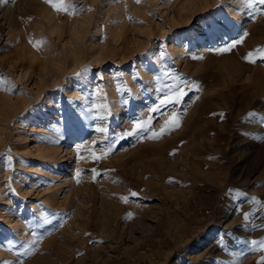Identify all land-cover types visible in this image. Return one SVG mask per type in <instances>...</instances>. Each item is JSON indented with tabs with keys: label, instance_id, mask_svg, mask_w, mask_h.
Here are the masks:
<instances>
[{
	"label": "rangeland",
	"instance_id": "obj_1",
	"mask_svg": "<svg viewBox=\"0 0 264 264\" xmlns=\"http://www.w3.org/2000/svg\"><path fill=\"white\" fill-rule=\"evenodd\" d=\"M65 2L0 0V264H259L264 4Z\"/></svg>",
	"mask_w": 264,
	"mask_h": 264
},
{
	"label": "snow or ice",
	"instance_id": "obj_2",
	"mask_svg": "<svg viewBox=\"0 0 264 264\" xmlns=\"http://www.w3.org/2000/svg\"><path fill=\"white\" fill-rule=\"evenodd\" d=\"M47 3H49L57 12H69L72 11L74 14V10L76 8L75 4L66 3L65 0H46ZM137 3H140V0H136ZM261 4H264V0H259ZM247 3V0H246ZM90 10V9H89ZM129 20L133 19L131 16L128 17ZM244 35H247L245 33ZM33 44L34 47L39 48L44 41H29ZM242 42L241 40L235 41L233 44L229 45L228 48L222 49V51H229L232 47L235 46V44ZM259 53V58L264 59V49L257 50ZM245 59L250 60V62L255 63V59H253V53L250 52ZM79 75V73H77ZM179 79V78H177ZM187 95V92L181 88L180 86H175L173 89H170L167 94H165L159 101V104L152 108L151 111L153 113L159 111L161 108L171 105L174 109L175 106L183 101V97ZM222 115V114H221ZM249 118L257 117L261 123H264V117H260L259 114L255 112H250L248 114ZM154 119V117H150L147 121H141L136 120L133 121V125L131 130H125L119 137V139H123L125 136H134L140 134V138L144 139H153L158 140L160 139L164 134L167 132H170L172 130H175L180 126V114L178 112L173 111L171 117L168 120H165L164 124L159 128L156 129L154 127H151V120ZM101 133L106 132V128H99L97 129ZM118 142V140L116 141ZM108 151H111V145H109L108 150L102 153L101 156H94L95 159H101L103 156L108 154ZM95 172V170H93ZM98 174V173H97ZM95 178V177H94ZM131 195L135 196L137 193L133 192ZM125 202H127V198L125 197ZM254 200L256 198H253ZM245 220H248L249 216L248 213H244ZM260 227L264 228V225H260ZM258 241L253 240L251 241L252 245H256ZM260 247L264 248V242H259ZM259 264H264V256H261Z\"/></svg>",
	"mask_w": 264,
	"mask_h": 264
},
{
	"label": "bare ground",
	"instance_id": "obj_3",
	"mask_svg": "<svg viewBox=\"0 0 264 264\" xmlns=\"http://www.w3.org/2000/svg\"><path fill=\"white\" fill-rule=\"evenodd\" d=\"M47 148L44 147H40L39 148V152L41 153V155L43 154V152L46 150ZM0 200H2V197H0ZM10 222V221H9Z\"/></svg>",
	"mask_w": 264,
	"mask_h": 264
}]
</instances>
